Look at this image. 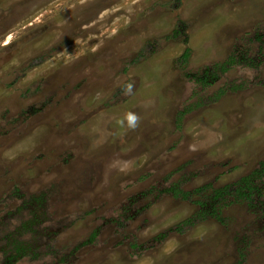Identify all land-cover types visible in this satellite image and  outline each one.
I'll return each instance as SVG.
<instances>
[{
    "label": "rangeland",
    "instance_id": "374dc122",
    "mask_svg": "<svg viewBox=\"0 0 264 264\" xmlns=\"http://www.w3.org/2000/svg\"><path fill=\"white\" fill-rule=\"evenodd\" d=\"M7 255L264 264V0H0Z\"/></svg>",
    "mask_w": 264,
    "mask_h": 264
},
{
    "label": "trees",
    "instance_id": "16d2710c",
    "mask_svg": "<svg viewBox=\"0 0 264 264\" xmlns=\"http://www.w3.org/2000/svg\"><path fill=\"white\" fill-rule=\"evenodd\" d=\"M183 58H188L189 54L188 52H185L182 56ZM220 70L224 71V67H218ZM195 79L198 84H203L206 85V83L212 82L211 79L215 80L214 76L212 73H210V76L207 77L206 74L205 76H195ZM254 177L248 176L246 178H243L241 181H238L236 183V189L233 191L232 189L230 190V195L233 194L239 199H244L246 202L249 204H252L255 202V197L257 195V192L259 191V187H257L253 181ZM233 191V192H231ZM177 192L176 194L181 196L182 199H186V195L188 192H184L182 190L175 191ZM229 193V192H226ZM226 193H222L221 195H224Z\"/></svg>",
    "mask_w": 264,
    "mask_h": 264
},
{
    "label": "flooded vegetation",
    "instance_id": "af4514ba",
    "mask_svg": "<svg viewBox=\"0 0 264 264\" xmlns=\"http://www.w3.org/2000/svg\"><path fill=\"white\" fill-rule=\"evenodd\" d=\"M36 199H38V198H36ZM36 199H34V200H36ZM26 202H27V203H28V202H31V200L27 199ZM26 202H25V206L23 205L24 208H27V204H26ZM36 202H37V201H36ZM11 215H12V214H11ZM61 234H62V232L57 233V235H55V238L58 239V237H59ZM57 239H56V240H57ZM13 261H14V259H13V255H7V256L5 257V259L2 261V263H3V264H13Z\"/></svg>",
    "mask_w": 264,
    "mask_h": 264
},
{
    "label": "clouds",
    "instance_id": "9594fccd",
    "mask_svg": "<svg viewBox=\"0 0 264 264\" xmlns=\"http://www.w3.org/2000/svg\"><path fill=\"white\" fill-rule=\"evenodd\" d=\"M127 91H130V86H129V88L127 89ZM128 121H129V126H130V127H134V126H135L136 117H134V116H129V117H128Z\"/></svg>",
    "mask_w": 264,
    "mask_h": 264
}]
</instances>
